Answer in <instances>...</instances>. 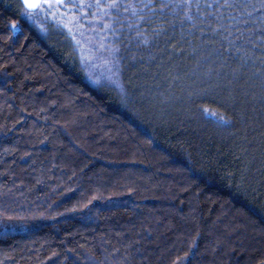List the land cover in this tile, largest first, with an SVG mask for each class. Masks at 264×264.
Listing matches in <instances>:
<instances>
[{
  "label": "trees",
  "instance_id": "16d2710c",
  "mask_svg": "<svg viewBox=\"0 0 264 264\" xmlns=\"http://www.w3.org/2000/svg\"><path fill=\"white\" fill-rule=\"evenodd\" d=\"M163 2L172 0L136 10L150 25L118 13L114 53L95 9L81 11L94 0L53 2L40 17L46 33L22 15L20 0H0V218H26L0 227V264L264 261L258 66L240 70L236 51L222 70L219 56L205 60L215 46L193 39L198 28L181 25L180 9L161 10ZM137 25L151 45L137 47ZM157 28L173 39L153 40ZM232 69L239 80L224 100ZM85 199L94 211L76 208Z\"/></svg>",
  "mask_w": 264,
  "mask_h": 264
},
{
  "label": "snow or ice",
  "instance_id": "6c2138e0",
  "mask_svg": "<svg viewBox=\"0 0 264 264\" xmlns=\"http://www.w3.org/2000/svg\"><path fill=\"white\" fill-rule=\"evenodd\" d=\"M55 3L68 7V5L64 3V0H55ZM52 4L53 0H20L19 8L21 9L22 15L27 17L41 33H46L48 29L45 24L42 23L40 17L50 13ZM45 5L48 7H45L44 11L41 12V8ZM79 6L81 5H74V7ZM169 7L180 9L183 13V18L180 19L181 25H183L185 21H189L191 22L192 28H198L200 36L196 37L195 34H193V39H199L201 43L205 45L215 46L204 57L205 60L213 55L219 56L224 61L220 65L222 70L228 66L227 59H236V57L229 56L231 52L236 51L240 60V70L247 68L249 63H251L253 68H257L258 66V70L254 71L252 75L258 78V86L261 89V94L264 95V0H172L171 4L167 2L159 4L161 10ZM92 8L96 11L94 18L103 21L102 26L98 29L103 35V40H108V36L104 35L105 33L111 31L114 34L113 43L108 45V49L116 53L119 51V46L115 41V36L119 35L121 38L123 37V33L119 32V29L113 26L119 23L118 13L136 12V20L140 21L141 24L150 25L153 23L151 18L140 14L136 10L147 9L154 12L157 8V0H148L147 3H145V0H139V3H136L135 0H128L127 3H125L124 0H94V3L81 7V11L85 12V14H90L86 12V9ZM51 14L54 15V13ZM109 16L112 18L111 22L106 19ZM131 18L132 17H129V19ZM164 23L167 24L169 22L165 20ZM198 23L199 25L207 26V34H205L204 27H198ZM129 26L131 27L132 25ZM119 27L123 28L124 24L119 23ZM172 27H175L174 21L172 22ZM11 28L13 32L20 30L14 20L11 22ZM137 29L136 35L140 38L137 47H140L141 44L151 45L152 41L148 38L149 33L139 30V25H137ZM180 31L183 32L184 29L181 28ZM151 36L153 40L156 37H164L165 43L173 39V37L169 35L168 28H157L151 33ZM98 42L101 48L105 47L103 42ZM120 43H123V39L120 40ZM188 43L191 44V41H188ZM248 45H252V47H248ZM175 47L176 46L173 45L174 50ZM180 51L183 52L184 49L181 48ZM197 51L198 49H193L194 53ZM257 51H259V55H257ZM133 59H136V57L133 56ZM206 67L208 66L206 65ZM236 72L237 69H232L230 72L232 78L229 79L224 86V90L229 92V95L225 96L223 98L224 100L232 99L230 86L239 80ZM208 75L210 77L215 75L219 78L221 72H217L214 68L208 67ZM94 82L99 84L98 80H94ZM217 87H219V85H217ZM224 123L230 124L231 122L224 121ZM98 198L99 196L92 197V199ZM92 199L78 201L76 208L87 209L89 212L94 211L95 208L90 207ZM24 219L26 218L8 217L7 220L0 218V227L4 229L18 227L21 225L9 223V221H22ZM261 264H264V261H262Z\"/></svg>",
  "mask_w": 264,
  "mask_h": 264
},
{
  "label": "rangeland",
  "instance_id": "374dc122",
  "mask_svg": "<svg viewBox=\"0 0 264 264\" xmlns=\"http://www.w3.org/2000/svg\"><path fill=\"white\" fill-rule=\"evenodd\" d=\"M49 39H51V41H54V42H56L57 44V46H59V45H61V46H59V47H61V49L63 48L62 46H65V44L63 43V42H60L57 38H56V34L54 33H52V34H50V36H49ZM93 47H94V45H93ZM67 48L68 49H71V50H73V46L72 45H69V46H67ZM86 48H87V46H86ZM64 49V51H66L65 49L66 48H63ZM62 49V50H63ZM67 49V51H70V50H68ZM83 51L85 52V49H83Z\"/></svg>",
  "mask_w": 264,
  "mask_h": 264
},
{
  "label": "water",
  "instance_id": "95a60500",
  "mask_svg": "<svg viewBox=\"0 0 264 264\" xmlns=\"http://www.w3.org/2000/svg\"><path fill=\"white\" fill-rule=\"evenodd\" d=\"M68 0H64V3H66ZM53 2L55 3V0H53Z\"/></svg>",
  "mask_w": 264,
  "mask_h": 264
}]
</instances>
